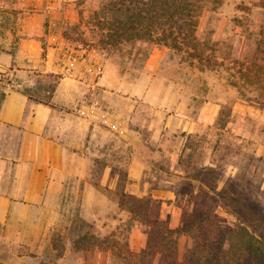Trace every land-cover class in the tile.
I'll return each mask as SVG.
<instances>
[{
  "label": "crops",
  "instance_id": "0c3cea01",
  "mask_svg": "<svg viewBox=\"0 0 264 264\" xmlns=\"http://www.w3.org/2000/svg\"><path fill=\"white\" fill-rule=\"evenodd\" d=\"M97 3L0 0V225L29 224L37 208L68 196L71 182L81 208L89 198L101 208L107 192L151 196L168 211L181 196L175 182L199 183L186 178L181 158L183 133L195 137L201 121L168 115L153 101L156 80L129 81L83 45ZM63 46L89 50L93 60L61 77L55 58ZM94 106L105 114L81 116Z\"/></svg>",
  "mask_w": 264,
  "mask_h": 264
},
{
  "label": "rangeland",
  "instance_id": "374dc122",
  "mask_svg": "<svg viewBox=\"0 0 264 264\" xmlns=\"http://www.w3.org/2000/svg\"><path fill=\"white\" fill-rule=\"evenodd\" d=\"M263 19L262 0H207L196 30L212 57V68L206 69L185 54L152 42L103 50L91 13L85 47H92L129 81L156 80L150 84L153 101H160L168 115L201 121L195 137L183 133L188 151L181 158L189 171L186 178L199 183L175 182L181 196L168 211L151 196L117 198L107 192L101 208L93 205L94 198L81 208L78 183L71 182L69 195L56 198L54 206L37 208L29 214V224L0 225V264H107L108 253L75 249L74 240L86 232L99 238L114 235L143 255L147 222L152 220L179 232V260L192 246L189 224H204L208 232L243 224L264 239V100L232 82L240 65L253 56ZM55 242L63 247L61 257L56 256L60 249Z\"/></svg>",
  "mask_w": 264,
  "mask_h": 264
},
{
  "label": "trees",
  "instance_id": "16d2710c",
  "mask_svg": "<svg viewBox=\"0 0 264 264\" xmlns=\"http://www.w3.org/2000/svg\"><path fill=\"white\" fill-rule=\"evenodd\" d=\"M206 1L99 0L92 13L95 27L101 32L99 46L111 50L125 43L152 42L183 53L201 68L210 69L212 57L196 36ZM240 66L233 85L244 87L264 100V19L258 29L252 58ZM147 225L143 255H136L114 235L99 238L86 232L79 234L73 245L83 252L108 253L107 264H264V239L256 237L243 224L210 232L204 230V224H189L192 246L181 260L177 256L179 232L161 227L153 220ZM56 242L55 247L60 249L56 256L61 257L63 247L56 246Z\"/></svg>",
  "mask_w": 264,
  "mask_h": 264
},
{
  "label": "built area",
  "instance_id": "2783aa9c",
  "mask_svg": "<svg viewBox=\"0 0 264 264\" xmlns=\"http://www.w3.org/2000/svg\"><path fill=\"white\" fill-rule=\"evenodd\" d=\"M51 4H57L64 0H48ZM93 60L89 50L74 46H63L57 50L55 68L61 77H71L86 68ZM97 113L104 115L105 108L94 106L81 112V116L92 118Z\"/></svg>",
  "mask_w": 264,
  "mask_h": 264
}]
</instances>
